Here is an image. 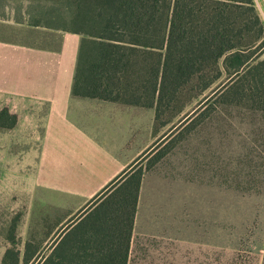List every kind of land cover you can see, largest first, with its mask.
Returning <instances> with one entry per match:
<instances>
[{
    "label": "trees",
    "instance_id": "1",
    "mask_svg": "<svg viewBox=\"0 0 264 264\" xmlns=\"http://www.w3.org/2000/svg\"><path fill=\"white\" fill-rule=\"evenodd\" d=\"M44 1L51 5L37 7L30 25L81 35L74 95L155 104L157 121L188 89L195 117L218 105L264 111V23L254 0ZM15 122L0 110L1 128ZM140 181L133 167L117 177L36 264H127Z\"/></svg>",
    "mask_w": 264,
    "mask_h": 264
},
{
    "label": "rangeland",
    "instance_id": "2",
    "mask_svg": "<svg viewBox=\"0 0 264 264\" xmlns=\"http://www.w3.org/2000/svg\"><path fill=\"white\" fill-rule=\"evenodd\" d=\"M50 5L0 0V18L29 24L37 7ZM195 94L188 89L178 96L157 121V137L133 164L141 177L137 207L142 197L149 211L142 222L148 217L151 223L132 230L127 264L262 263L264 111L218 105L205 118L195 117ZM188 116L195 118L186 123ZM42 197L32 203L26 195L5 200L0 264H36L59 233L84 214V208L60 210L70 200L58 195Z\"/></svg>",
    "mask_w": 264,
    "mask_h": 264
},
{
    "label": "crops",
    "instance_id": "3",
    "mask_svg": "<svg viewBox=\"0 0 264 264\" xmlns=\"http://www.w3.org/2000/svg\"><path fill=\"white\" fill-rule=\"evenodd\" d=\"M254 3L264 23V0ZM80 41L76 33L0 18V110L16 117L0 127V211L15 196L32 203L45 194L70 200L59 207L66 213L85 209L158 135L155 104L73 94ZM145 202L139 197L133 231L151 223Z\"/></svg>",
    "mask_w": 264,
    "mask_h": 264
}]
</instances>
